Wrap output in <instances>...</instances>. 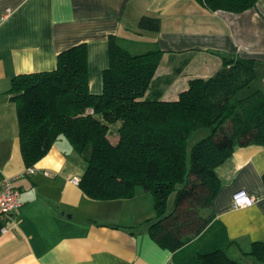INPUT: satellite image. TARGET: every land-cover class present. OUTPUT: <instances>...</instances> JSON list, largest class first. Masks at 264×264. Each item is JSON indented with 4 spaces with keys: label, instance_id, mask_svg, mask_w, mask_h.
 Listing matches in <instances>:
<instances>
[{
    "label": "crops",
    "instance_id": "crops-1",
    "mask_svg": "<svg viewBox=\"0 0 264 264\" xmlns=\"http://www.w3.org/2000/svg\"><path fill=\"white\" fill-rule=\"evenodd\" d=\"M143 16L159 18L160 28L140 29ZM111 35L133 53L162 50L147 91L160 100H176L191 79L214 75L223 56L255 61L257 78L240 97L264 94V0L242 12L211 11L197 0H0V181L16 176L22 201L14 219L0 214V264H176L150 233L157 217L150 190L138 185L132 197H90L73 181L86 163L64 136L32 172L21 153L12 79L54 70L60 52L86 43L90 91L101 94ZM110 137L118 141L116 131ZM216 171L222 186L210 208L213 219L234 242L229 252L249 263L243 251L264 241V146L236 147ZM240 189L256 202L235 208ZM174 202L172 193L168 211Z\"/></svg>",
    "mask_w": 264,
    "mask_h": 264
},
{
    "label": "trees",
    "instance_id": "trees-1",
    "mask_svg": "<svg viewBox=\"0 0 264 264\" xmlns=\"http://www.w3.org/2000/svg\"><path fill=\"white\" fill-rule=\"evenodd\" d=\"M197 1L232 12L257 2ZM139 28L156 31L160 19L143 16ZM161 56L160 49L133 53L111 35L101 94L90 91L86 43L60 52L54 70L15 76L8 91L17 106L23 159L34 165L64 136L86 163L79 185L90 197H132L138 185L153 193L157 217L150 233L176 264H243L230 255L234 242L210 208L222 186L216 168L238 146H264V94L238 95L256 80L255 61L223 56L214 75L191 79L178 99L166 101L147 94ZM201 129L208 132L189 151ZM243 254L264 263V241Z\"/></svg>",
    "mask_w": 264,
    "mask_h": 264
},
{
    "label": "built area",
    "instance_id": "built-area-1",
    "mask_svg": "<svg viewBox=\"0 0 264 264\" xmlns=\"http://www.w3.org/2000/svg\"><path fill=\"white\" fill-rule=\"evenodd\" d=\"M6 11L8 13L9 9ZM34 169L33 165H31L27 170L32 172ZM16 178V176H5L0 181V214L10 219L15 218L17 210L22 205L20 190L15 185ZM73 181L78 183L79 179L76 177ZM256 200L257 196L249 194L244 189H240L233 194L232 204L235 208H240L251 206Z\"/></svg>",
    "mask_w": 264,
    "mask_h": 264
},
{
    "label": "rangeland",
    "instance_id": "rangeland-1",
    "mask_svg": "<svg viewBox=\"0 0 264 264\" xmlns=\"http://www.w3.org/2000/svg\"><path fill=\"white\" fill-rule=\"evenodd\" d=\"M114 126H116V125H114ZM117 126H118V124H117ZM207 132L208 131L206 129H203V130H200V131L196 132L193 135V137L190 139V141L188 142V150L190 151L191 145L193 144L194 141H197L198 139L204 137ZM172 208H173V205L170 207V209H172ZM229 253H230L231 256H234V252L232 250ZM236 257H238V256H236ZM242 262H243V264H250V263L251 264H264V263L255 261L253 258H251L249 260V263H248V259L246 257H242Z\"/></svg>",
    "mask_w": 264,
    "mask_h": 264
}]
</instances>
